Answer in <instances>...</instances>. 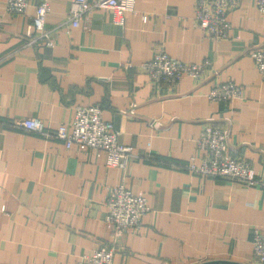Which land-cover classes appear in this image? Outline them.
<instances>
[{"label": "crops", "instance_id": "0c3cea01", "mask_svg": "<svg viewBox=\"0 0 264 264\" xmlns=\"http://www.w3.org/2000/svg\"><path fill=\"white\" fill-rule=\"evenodd\" d=\"M5 2L0 264H77L104 245L115 247L113 264H257L252 234L264 233V187L187 168L191 156L199 162L196 139L211 119L228 130L229 152L264 180V79L249 54L264 48V16L254 1L240 0L228 13L229 37L215 40L195 25L194 0H135L123 24L98 8L78 26L64 22L70 0H50L45 26L53 29V46L24 41L36 0L24 14L7 12ZM159 49L183 62L210 63L173 84L151 81L140 64ZM224 80L238 84L241 96L209 100V88ZM92 104L113 122L117 142L132 148L123 168L54 135L77 105ZM28 116L42 118L51 134L15 125ZM119 184L144 193L149 210L140 226L115 236L105 199Z\"/></svg>", "mask_w": 264, "mask_h": 264}, {"label": "built area", "instance_id": "2783aa9c", "mask_svg": "<svg viewBox=\"0 0 264 264\" xmlns=\"http://www.w3.org/2000/svg\"><path fill=\"white\" fill-rule=\"evenodd\" d=\"M134 1L70 0L64 22L78 26L94 9L107 8L111 10L113 22L123 24L124 13L133 9ZM253 1L264 16V0ZM239 3L240 0H194V23L206 31L212 39L227 38L231 28L228 13ZM28 4V0H6L5 9L10 13L24 14ZM34 8L33 18L23 36L24 41L35 45L43 42L46 46H53V29L45 26L50 0H36ZM249 54L261 78L264 79V48L253 46ZM209 63L208 60L183 62L159 49L152 58L141 62L140 67L148 74L151 81L173 84L184 74L199 76ZM206 96L211 101H232L241 96V87L232 80H224L210 87ZM207 121L196 139L197 148L202 151L199 162L195 163L196 156H191L187 168L207 176L231 177L243 186L264 187V180L256 177L252 165L229 152L228 130L213 124L211 119ZM14 123L30 132L51 134V130L48 129L50 126L40 117H23L14 120ZM55 128L54 135L62 140L65 146H75L78 149L94 148L98 153L103 152L108 166L123 168L128 156L132 154L131 146L117 142L113 122L102 116L98 104L77 105L71 122L68 124L61 122ZM105 204L107 206L105 221L115 236L125 228L140 226L144 214L149 210L145 194L134 193L123 184L110 188ZM252 248L257 264H264V233L258 228L253 229ZM114 251L113 245L100 246L84 254L77 264H113Z\"/></svg>", "mask_w": 264, "mask_h": 264}, {"label": "water", "instance_id": "95a60500", "mask_svg": "<svg viewBox=\"0 0 264 264\" xmlns=\"http://www.w3.org/2000/svg\"><path fill=\"white\" fill-rule=\"evenodd\" d=\"M198 264H240L231 260L219 259V260H208Z\"/></svg>", "mask_w": 264, "mask_h": 264}]
</instances>
